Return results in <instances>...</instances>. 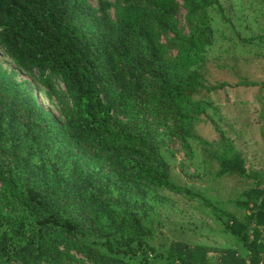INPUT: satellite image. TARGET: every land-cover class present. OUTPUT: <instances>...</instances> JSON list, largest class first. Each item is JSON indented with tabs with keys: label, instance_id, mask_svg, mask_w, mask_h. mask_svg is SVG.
Here are the masks:
<instances>
[{
	"label": "trees",
	"instance_id": "1",
	"mask_svg": "<svg viewBox=\"0 0 264 264\" xmlns=\"http://www.w3.org/2000/svg\"><path fill=\"white\" fill-rule=\"evenodd\" d=\"M97 2L0 0V47L62 115L0 66V264H264V175L220 124L264 141V80L246 72L234 86L257 88L254 97L221 105L211 93L227 82L207 87L204 78L211 61L242 72L241 62L264 60V0ZM201 117L218 140L196 133ZM149 118L191 155L200 144L219 164L215 178L246 186L223 199L174 181L176 154L155 144ZM204 174L196 166L189 178ZM163 190L196 199L214 226L183 218L170 235L168 208L154 203ZM216 225L215 244L195 240Z\"/></svg>",
	"mask_w": 264,
	"mask_h": 264
},
{
	"label": "rangeland",
	"instance_id": "2",
	"mask_svg": "<svg viewBox=\"0 0 264 264\" xmlns=\"http://www.w3.org/2000/svg\"><path fill=\"white\" fill-rule=\"evenodd\" d=\"M96 7H98L97 0H90ZM186 10L184 8L180 9L178 14V19L181 27L188 31V27L185 20ZM175 52V51H174ZM226 66L219 65L217 61H211L208 63L207 68L204 73L205 86L211 87L214 85H219L222 82H227V86L224 89L219 90V95L211 93L212 97H215L217 102L221 105L231 104L233 100L239 99H252L256 93L257 88H238L234 86L237 82L241 80V75L247 72L248 78L260 82L264 80V60L253 59L249 63L241 62L240 66L242 72L236 71L232 66L231 62H227ZM0 66L9 73L12 77L17 80L26 81L35 95L38 97L42 105L46 110L54 113L55 117L61 121L62 115L57 111L55 106V96L48 95L47 89L40 86L35 82L27 73L20 70L13 63L11 58L5 53V51L0 47ZM54 82L58 88L63 89V83L59 78H54ZM228 101V102H227ZM230 110V106L224 109L222 113H226ZM253 112L250 114V119L253 122L256 129H258V117L256 116L260 107L258 105H253ZM226 114H222V117H226ZM248 112L242 111V115H246ZM152 123L153 140L155 144L161 149H169L176 154L177 163L173 166V180L183 185L185 183H191L195 188L202 189L209 196H219L225 199L231 196L234 192L241 190L246 184L240 179L234 176H225L222 178H215V173L219 169V164L217 161H206L207 153L203 151V147L196 143L193 145L195 154L191 155L188 148L184 146L182 141L171 132V130L166 126H160L152 118H149ZM221 127L227 132L231 140L234 142L238 149H242L248 157V166L259 168L261 173L264 175V167L260 164V159L253 158V146L254 141L259 145V155L264 152V141L259 137L258 131H252L250 136L248 133L241 134L240 125H236L234 128H230L225 125L224 120L221 119ZM257 126V127H256ZM196 133L202 136L206 140L214 141L220 138L216 124L211 122L207 117H201L196 124ZM250 137V142L248 145L244 144V138ZM251 146V147H250ZM86 161V160H85ZM88 170H92L95 162H86ZM196 166L200 168L203 167L205 174L201 178H189V173L196 171ZM262 166V167H261ZM107 170V168L103 167ZM156 196L155 205L158 210H168L161 212L162 217L165 218V230H170L172 234L179 233L180 227L179 222L185 219L188 221H195V224H201L203 221L207 223L208 226H214L208 214L201 211L202 207L197 203L196 199H187L183 194L175 193L170 190H163L161 192L154 193ZM193 226V224H191ZM188 231V228H187ZM219 231L218 226L216 229H206L205 236H197L195 240L206 241L208 243L215 244L213 240V233L211 232ZM209 233V234H208ZM221 241H224L223 238ZM77 258H81L83 255L79 252L76 253Z\"/></svg>",
	"mask_w": 264,
	"mask_h": 264
}]
</instances>
